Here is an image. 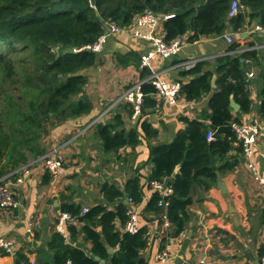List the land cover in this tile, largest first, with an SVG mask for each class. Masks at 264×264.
Here are the masks:
<instances>
[{
	"label": "trees",
	"instance_id": "16d2710c",
	"mask_svg": "<svg viewBox=\"0 0 264 264\" xmlns=\"http://www.w3.org/2000/svg\"><path fill=\"white\" fill-rule=\"evenodd\" d=\"M231 1L0 0V176L46 152L42 145L43 124L59 125L90 112V102L83 94L87 83L85 70L99 63L102 51L76 50L93 43L103 32L105 21L127 27L145 10L171 15L162 22L166 42L186 33L188 42L216 37L228 26L236 32L245 23L252 22L264 28V0H238L242 8L233 23L228 17ZM231 45V49L236 47V44ZM239 56L249 60L250 64H259L261 60L255 49L245 50ZM239 56H218L213 69H206L208 63L204 61L181 69L180 96L192 102L209 95L205 108L195 119L182 118L185 126L170 142L149 148L152 163L149 180L165 181L173 190L166 209L169 237L183 232L189 220L187 209L194 201L201 202L204 194L216 185L211 159L220 176L234 170L240 162L241 148L233 146L234 135L229 124L240 122L239 115L249 113L254 106L246 89L247 80L244 69L240 68ZM139 58L135 52L116 55L118 62L136 68ZM214 73L217 74L215 88L211 86ZM148 74L146 69L139 77L143 79ZM187 77L188 80L183 81L182 78ZM260 80L261 100L255 110L264 118V65ZM141 90L144 102L137 120L144 137L149 138L156 131L143 117L153 113L157 101L150 83L143 82ZM230 96L239 104V114H234L230 108ZM120 123L116 115L114 122L95 124L105 152H117L126 145L137 143L136 132L126 133ZM209 131L215 133L207 140ZM140 179L139 175L134 176L125 184L126 194L134 204L143 200L144 185ZM100 192L109 201L122 196V192L107 183L100 187ZM158 200L159 195L153 192L144 201L143 218L146 221L160 222L162 209L157 205ZM61 210L82 223L79 231L70 226L71 238L81 232L91 247L89 250L70 247L64 243L63 235L54 232L48 243L53 251L52 261L41 264H65L67 261L69 264H100L92 255L108 264H147L140 254L147 245L146 224L134 234L121 233L116 228L117 220L123 224L127 218V206L123 203L120 202L115 210L96 204L83 214L76 203L63 205ZM148 215H151L150 219H147ZM108 246L117 249L108 253ZM0 254L6 253L0 250ZM16 258L29 264L24 256L17 255Z\"/></svg>",
	"mask_w": 264,
	"mask_h": 264
},
{
	"label": "crops",
	"instance_id": "0c3cea01",
	"mask_svg": "<svg viewBox=\"0 0 264 264\" xmlns=\"http://www.w3.org/2000/svg\"><path fill=\"white\" fill-rule=\"evenodd\" d=\"M252 24L255 23L248 26L251 27ZM246 25L247 23L236 32L228 26L220 36L202 37L194 42H188L186 33L181 37L182 46L174 56L165 59L157 56L152 65L164 80L178 82L179 73L183 69L182 63L204 61L208 63L206 69H213L214 60L218 56H239L250 42L258 47L255 50L261 59L259 64L249 62L248 65L243 64L242 68L247 80L246 89L254 108L239 116L240 122L255 121L259 124V134L252 145L249 161L264 179V118L255 110L261 100L264 31L251 32ZM135 30L136 27L129 31L122 29L113 34L102 49L99 63L85 70L87 83L83 94L90 102V112L64 122L49 134L47 142L51 141L52 144L48 150L56 149L62 157L59 173L53 176L37 166L21 184L13 186L14 197L19 205L16 209L3 211L0 218L3 235L14 243L13 254H0V264H15L17 255L24 256L34 264L51 262L53 251L49 249L48 243L54 232L63 235L64 243L68 246L89 250L91 244L83 238L81 232L76 233L73 238L69 234L70 226L77 231L82 227V223L76 218L70 217L58 226L59 216L63 213L61 206L76 203L82 209H89L96 204H103L109 210H115L120 202L123 203L128 198L126 181L138 175L141 178L140 183L144 185L143 200L136 204L129 202L126 206L127 210H136L139 228L146 224L147 245L140 254L147 264H254L247 255L235 259L227 258L240 250L225 232L234 234L243 243V249L253 244V253L260 264L264 249V191L253 179L247 160L241 152L238 155L240 162L235 169L220 176L227 194L221 193L215 185L204 194L201 202L194 201L187 209L189 220L185 229L178 236L169 237L166 228L159 225V222L153 223L143 218L144 201L152 194L148 185L152 170L149 148L158 143L170 142L176 132L185 126L181 119H195L205 108L209 95L192 102L185 101L182 96H178L175 104L157 102L153 113L143 117L156 133L149 138L144 137L137 117H132L130 105L120 99L126 88L142 80L139 77L141 72L132 64L124 65L116 60L117 54L126 56L135 52L138 56L152 49L148 40L135 36ZM139 31L145 33L147 29L140 28ZM226 36H232L233 42L228 43ZM231 44H236V47L231 49ZM240 58L242 57L239 56ZM248 72L253 73V76L247 77ZM188 78L182 79L187 81ZM216 78L217 74L214 73L211 78L214 88ZM104 111L105 115L101 116ZM233 113L239 114L240 107L238 112ZM116 115L124 131L127 133L134 130L138 140L135 145H126L117 152H105L96 134L95 124L114 122ZM206 123L209 124V121ZM71 131L72 135L68 136ZM233 146L237 147L234 143ZM106 183L115 186L122 192V196L113 198V201L105 198L100 187ZM194 198L196 200V195ZM229 206L234 211L237 225L233 224ZM83 213L81 210V214ZM150 218L151 215H148L147 219ZM29 223L32 224L31 233L27 232ZM115 225L121 232L123 224L117 220ZM163 245L169 247L170 255L166 261L160 262L157 253ZM116 249L117 247L108 246L107 252L113 253ZM104 264L108 262L105 261Z\"/></svg>",
	"mask_w": 264,
	"mask_h": 264
},
{
	"label": "built area",
	"instance_id": "2783aa9c",
	"mask_svg": "<svg viewBox=\"0 0 264 264\" xmlns=\"http://www.w3.org/2000/svg\"><path fill=\"white\" fill-rule=\"evenodd\" d=\"M242 7L239 4L238 0H232L230 4V9L228 17L236 15ZM171 15H158L151 10H145L144 12L136 15L127 27H119L115 23L110 21L104 22V30L98 35L96 40L91 43L84 45L83 47L77 49L76 51H90L93 53H100L107 42V40L115 33L119 32L122 29L129 31L130 29L136 27L134 32L135 36L144 38L148 40L152 46V49L140 55L138 70L144 71L148 70L149 74L145 76L142 80L135 82L130 87L126 88L120 96V99L125 103L129 104L131 107L132 117H138L141 114L144 94L141 90V84L143 82L150 83L154 88V96L157 102H166L168 104H175L178 96L181 92V84L179 82H168L160 76L159 71L153 69L152 61L157 57L161 58H171L174 56L181 48L183 40L181 37H177L169 42L164 40V34L162 30V22L169 18ZM250 24H247L248 26ZM140 28H146L147 32L142 33L139 31ZM264 31V28L258 24H252L251 27L248 26V31ZM245 31V30H244ZM243 32L239 31L241 34ZM226 41L228 43L233 42L232 36H226ZM258 47L254 44L248 46L245 50L257 49ZM197 60L188 61L182 63L181 66L184 69H189L193 66V63H196ZM243 64H249V60L243 59ZM247 77H252L253 73H246ZM107 111V110H106ZM104 111L101 116L105 115ZM230 130L234 135V144L241 148V154L247 160V167L252 173L253 179L260 185L264 191V179L258 175L253 164L249 161V158L252 154V145L256 141V137L259 134V124L255 121L248 122H235L232 121L229 124ZM215 131H209L207 133V140L212 139ZM41 167L46 170L51 175L55 176L59 173L62 166V157L58 154L56 149H50L44 152L41 156L36 159H32L18 167L16 170H13L5 175L0 176V218L1 214L5 210L16 209L19 205L17 199L14 197L15 192L13 186L21 184L24 179L31 173L34 167ZM149 189L153 192H156L159 195V200L157 202L158 207L162 209L160 215V224L163 228H168L170 226L169 220L167 218L166 209L169 205V198L171 197L173 190L172 187L159 180H150ZM128 203L133 202L131 197L127 198ZM86 208L82 209V212H85ZM126 220L121 226V232L134 234L138 231L139 227L137 224V212L134 209L129 208L126 212ZM70 215L66 212H63L59 216L58 226H60L65 220L70 219ZM27 232H32V224L29 223ZM160 234V231H157ZM14 243L11 239L5 237L0 228V249H2L6 254H13ZM169 247L163 245L157 253V258L160 262H164L169 258ZM29 264H34L33 261L27 260ZM20 264H25L20 262ZM65 264H69L67 261ZM104 264V263H100ZM260 264H264V249L260 256Z\"/></svg>",
	"mask_w": 264,
	"mask_h": 264
},
{
	"label": "water",
	"instance_id": "95a60500",
	"mask_svg": "<svg viewBox=\"0 0 264 264\" xmlns=\"http://www.w3.org/2000/svg\"><path fill=\"white\" fill-rule=\"evenodd\" d=\"M235 18H236V15H232L231 17H229V22H230V23H233L234 20H235ZM239 62H240V68L242 69V68H243V58H240V59H239ZM211 86H212V87L214 86V82H213V80H211ZM229 106H230V108L232 109V111H234V112H238V111H239V105L234 101V99H233L232 96H230ZM41 133H42L43 135H47V134H48V130L46 129V125H45V124L42 125ZM210 165L212 166L213 170L215 171V174H216V177H217L216 187L220 190L221 193H223V194L226 195L228 191H227L226 187L224 186V183H223V181H222V179H221V177H220V174H219L218 171L216 170V167H215V165H214V161H213V159H211V161H210ZM176 170H177V168L174 169V171H173V175L175 174ZM226 200L229 202V198H228V197H226ZM123 203H124L125 205H128V204H129L128 201H127L126 199L123 200ZM229 212L231 213V217H232L233 224H234V225H237V224H238V223H237V219H236V216H235L234 213H233L234 211H233V209H232L231 206H229ZM225 233H226V235H228L230 241H232V243L235 245V247H236L238 250H240L238 253H236V254H234V255H231V256H229V257H227V258L235 259V258H241V257L244 256V255H247L248 258H249L251 261H253L254 264H258V261H257L256 255H254V253H253V252H254V250L252 249V248H253V244H250L249 246H245L246 249H243V248H242V247H243V243L239 242V241L236 239V237H235L234 234H231V233H228V232H225ZM215 251H216L217 254H218V251H217V250H215ZM108 252H110V249H108ZM92 257H93L95 260L99 261V263H104V262H105L103 259H100V258H98V257L95 256V255H92ZM221 258L224 259V257H221ZM15 264H20V263H19L18 260H16V261H15Z\"/></svg>",
	"mask_w": 264,
	"mask_h": 264
},
{
	"label": "rangeland",
	"instance_id": "374dc122",
	"mask_svg": "<svg viewBox=\"0 0 264 264\" xmlns=\"http://www.w3.org/2000/svg\"><path fill=\"white\" fill-rule=\"evenodd\" d=\"M126 27V26H125ZM238 35V34H237ZM130 87V86H129ZM63 124V123H62ZM46 125V124H45ZM59 125H61V124H59ZM59 125H55V126H52V125H49V124H47L46 125V129L48 130V134L47 135H43L42 134V136H43V139H42V145L45 147V151H47L48 150V148H49V146L51 147V144H52V142L50 141V142H47V138H48V140H49V134H51L52 132H53V130H57V127L59 126ZM72 131H75L76 132V130H72ZM72 131L71 132H69V134H67L68 136H70V135H72ZM51 138V137H50Z\"/></svg>",
	"mask_w": 264,
	"mask_h": 264
}]
</instances>
